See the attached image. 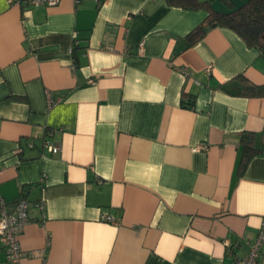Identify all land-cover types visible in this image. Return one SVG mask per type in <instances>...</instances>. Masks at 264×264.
Instances as JSON below:
<instances>
[{
    "label": "crops",
    "instance_id": "obj_1",
    "mask_svg": "<svg viewBox=\"0 0 264 264\" xmlns=\"http://www.w3.org/2000/svg\"><path fill=\"white\" fill-rule=\"evenodd\" d=\"M205 16L166 0H0V194L29 203L19 264L248 253L264 229V151L241 170L239 135L264 149V97L235 95V77L264 84V56L221 26L189 45Z\"/></svg>",
    "mask_w": 264,
    "mask_h": 264
},
{
    "label": "trees",
    "instance_id": "obj_2",
    "mask_svg": "<svg viewBox=\"0 0 264 264\" xmlns=\"http://www.w3.org/2000/svg\"><path fill=\"white\" fill-rule=\"evenodd\" d=\"M224 1L226 8L216 10L206 0H166L172 6L188 10L202 9L206 12L203 21L186 35L189 45L202 38L208 27L221 26L235 31L247 46L258 49L264 56V0H242L239 3H234L231 0ZM235 81L237 82L235 95L264 97V84H254L241 74L235 77ZM192 104L193 97L183 94L181 105L188 107ZM239 145L241 146V165H239L241 170L245 168L251 157L264 151L255 145L254 134L249 131L240 133Z\"/></svg>",
    "mask_w": 264,
    "mask_h": 264
},
{
    "label": "built area",
    "instance_id": "obj_3",
    "mask_svg": "<svg viewBox=\"0 0 264 264\" xmlns=\"http://www.w3.org/2000/svg\"><path fill=\"white\" fill-rule=\"evenodd\" d=\"M14 2L17 0H9ZM58 0H26L30 5H38L40 3L54 4ZM76 2L78 0H75ZM139 49L142 50V44ZM210 68H208L209 70ZM181 72L185 77L188 76V70L181 68ZM59 99H52L49 97V105H53L58 102ZM45 146L52 152L57 153L58 149L56 146L46 142ZM205 149V145L194 147L193 149ZM46 175L40 176L39 181L44 182ZM34 207L43 210L45 208V202L38 200L33 203ZM29 203L22 196H18L12 205L3 198L0 194V249L3 251L5 256V264H19L20 260L27 256V253L21 248L18 240V236L23 232L24 227L30 221L29 217ZM101 219L107 222L116 223L115 219L110 215L103 214ZM262 245H264V229H262L256 240L251 244L248 253L242 257L235 256L232 264H261V251ZM31 255H40V252H30Z\"/></svg>",
    "mask_w": 264,
    "mask_h": 264
}]
</instances>
